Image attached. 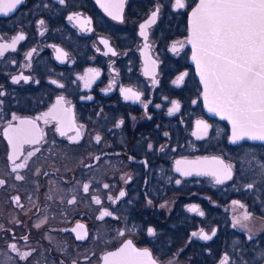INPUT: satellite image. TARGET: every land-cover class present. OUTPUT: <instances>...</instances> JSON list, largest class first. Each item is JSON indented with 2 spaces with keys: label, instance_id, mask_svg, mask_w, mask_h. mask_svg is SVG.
Listing matches in <instances>:
<instances>
[{
  "label": "flooded vegetation",
  "instance_id": "obj_1",
  "mask_svg": "<svg viewBox=\"0 0 264 264\" xmlns=\"http://www.w3.org/2000/svg\"><path fill=\"white\" fill-rule=\"evenodd\" d=\"M198 1L21 0L0 14V45L15 40L0 49V264H105L128 241L155 264H264V141L234 142L209 110ZM18 127L38 142L14 150ZM205 158L231 178L177 171Z\"/></svg>",
  "mask_w": 264,
  "mask_h": 264
},
{
  "label": "snow or ice",
  "instance_id": "obj_2",
  "mask_svg": "<svg viewBox=\"0 0 264 264\" xmlns=\"http://www.w3.org/2000/svg\"><path fill=\"white\" fill-rule=\"evenodd\" d=\"M20 3L21 0H10L8 3L0 4V12L7 13ZM176 5L178 8L185 6L182 0H176ZM108 7L117 9L114 18H121L118 9L122 4H111ZM109 14L112 15L111 12ZM155 15L156 13H153V19ZM191 31L190 43L194 49L192 59L197 62L204 81V97L209 110L223 113L232 121L234 142L245 136L264 140V0H200L192 11ZM23 38L22 35L18 37ZM14 45L15 40L12 45H0V49ZM0 55H3V51H0ZM179 79L182 80L183 77ZM125 98L140 97L139 94L132 93L131 96L126 94ZM178 107V104H174L170 112L177 111ZM25 123L32 124L31 121H21V124ZM200 123L198 122V127ZM207 127L204 125L203 128L205 135ZM33 130L10 128L15 134V139L10 138L14 150L22 143L38 142ZM96 139L99 141L100 137L97 136ZM181 163L189 162H177L178 165ZM191 165L192 167L187 169L178 167L177 171H183L187 176L192 174L193 168H200V174L211 175L218 183L231 178L230 167L215 158L213 161H207L205 158L191 162ZM206 165L221 167L211 168ZM2 183L4 181H0V184ZM104 187L107 188L108 185ZM88 189L89 186L85 184L84 191L87 192ZM124 195L123 191L120 192L121 197ZM96 202L100 203L99 199ZM191 210L195 212L197 208L193 206ZM200 214L203 215L202 212ZM102 215L110 213L105 212ZM248 218L245 214L244 219ZM200 235L205 240L211 239L207 234ZM11 247L16 250L15 244ZM28 255L30 253H23L21 258L26 259ZM150 255L147 249H136L132 242L128 241L117 252L108 253L103 259L105 264H155ZM227 260L225 257L221 264H227Z\"/></svg>",
  "mask_w": 264,
  "mask_h": 264
},
{
  "label": "water",
  "instance_id": "obj_3",
  "mask_svg": "<svg viewBox=\"0 0 264 264\" xmlns=\"http://www.w3.org/2000/svg\"><path fill=\"white\" fill-rule=\"evenodd\" d=\"M8 2H10V1L0 0V4L8 3ZM199 3H200V0L197 2L196 6L193 8V10L197 7V5H198ZM18 5H19V4H18ZM18 5H16V7H17ZM16 7H15V8H16ZM15 8H14V9H15ZM14 9H13V10H14ZM13 10H11V11H13ZM193 10H192V11H193ZM11 11H8L7 13H10ZM192 11H191V14H190V19H189V24H190L191 29H192ZM0 14H6V13H5V12H0ZM191 35H192V31H191ZM193 51H194V49H193ZM192 56H193V55H192ZM193 62L195 63L196 68H197V71H198V73H199L200 76H201L200 70H199L198 67H197V62H196L195 60H193ZM202 81H203V79H202ZM203 84H204V81H203ZM215 113H217V114L220 115L221 117L225 118V119H226V120L232 125V121H231L230 119H228L227 116H226L225 114L220 113V112H215ZM232 127H233V125H232ZM244 138H245V139L254 140V141H264V140H260V139H253V138H251L250 136H245Z\"/></svg>",
  "mask_w": 264,
  "mask_h": 264
}]
</instances>
